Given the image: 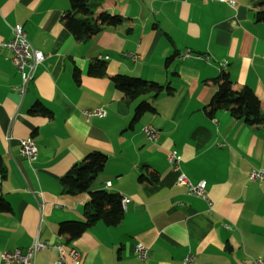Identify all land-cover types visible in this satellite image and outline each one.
Segmentation results:
<instances>
[{"label": "crops", "instance_id": "crops-1", "mask_svg": "<svg viewBox=\"0 0 264 264\" xmlns=\"http://www.w3.org/2000/svg\"><path fill=\"white\" fill-rule=\"evenodd\" d=\"M233 1L105 0L96 13L106 9L122 23L77 40L62 20L69 0H0V197L11 207L0 211V254L24 251L36 237L76 249L80 258L69 264H182L187 254L191 264L264 260V180L248 178L264 170V124L205 110L221 69L234 88L250 87L264 110V21L255 20L254 0ZM17 25L46 55L23 95L2 45ZM185 52L201 58H182ZM94 58L106 61L105 75L87 73ZM116 73L162 89L127 101L110 80ZM143 100L152 109L135 119ZM95 107L105 116L82 115ZM148 124L158 130L156 140L143 132ZM27 137L35 159L19 152ZM93 150L106 161L88 191L129 201L117 225L97 221L70 239L58 232L59 222L83 220L89 193L62 192L60 178ZM171 150L192 183L205 180V199L177 183ZM137 243L148 246L146 258L134 254ZM56 257L54 248L42 249L35 264Z\"/></svg>", "mask_w": 264, "mask_h": 264}, {"label": "trees", "instance_id": "trees-1", "mask_svg": "<svg viewBox=\"0 0 264 264\" xmlns=\"http://www.w3.org/2000/svg\"><path fill=\"white\" fill-rule=\"evenodd\" d=\"M105 0H69L70 8L62 17L63 24L77 40H84L97 34L107 27H116L123 21L122 17L103 8ZM254 17L256 21H264V0H254ZM171 57L167 59V62ZM105 60L94 58L87 67L91 76L106 74ZM79 72L75 70L74 76L78 78ZM114 87L123 93L127 100H134L148 92L157 94L162 86L155 81L116 73L110 77ZM216 90L205 106L208 114L217 109H225L234 119H240L246 124H264V110L261 109L260 100L248 86L234 88L233 81L224 69L212 78ZM152 107L146 101H140L134 108V118L137 119L143 112ZM106 155L98 150L90 151L79 162L74 163L60 178L62 192L66 194H79L87 191L89 200L84 206L83 220H64L59 222L58 232L67 234L70 239L80 236L87 228L97 221L107 226L117 225L124 214L121 206L122 196L118 192L106 189L90 190L89 186L94 176L99 173L105 164ZM10 205L0 197V211H9Z\"/></svg>", "mask_w": 264, "mask_h": 264}, {"label": "built area", "instance_id": "built-area-1", "mask_svg": "<svg viewBox=\"0 0 264 264\" xmlns=\"http://www.w3.org/2000/svg\"><path fill=\"white\" fill-rule=\"evenodd\" d=\"M223 1V0H221ZM231 5L234 4L233 0H226ZM2 45L11 52L10 60L16 67L20 74L19 93L24 94L27 84L34 78L35 71L39 64L45 59L46 55L39 49L34 48L27 39L26 33L22 26L17 25L12 27V38L2 43ZM193 56L195 58H201L199 54H192L185 52L181 57ZM226 60L219 62V67L224 68L226 66ZM84 117L96 116L103 117L106 111L102 107L84 108L81 110ZM143 132L151 140H156L158 137V130L152 125H144ZM19 152L29 158L35 159L37 155V147L34 141L30 138H22L19 141ZM167 160L178 171L177 183L184 185L187 189V193L190 195L198 196L203 199L206 198V182L205 180H199L196 183H192L182 172L179 170L178 162L179 158L175 150H171L167 155ZM249 180H264V170L255 169L248 173ZM129 198L123 196L121 199L122 208L126 207ZM54 248L57 252V257L54 260V264H69L70 261L77 262L80 258V253L73 247H68L65 243L59 242L56 244H48L45 241H41L36 237L33 238L27 248L22 251L19 248H15L11 251H3L0 254V264H35V257L38 251L47 248ZM134 254L138 258H146L149 253V248L143 243H137L133 249ZM70 259V261L68 260ZM194 257L191 254H187L182 264H191ZM254 264H264V260L257 258Z\"/></svg>", "mask_w": 264, "mask_h": 264}]
</instances>
